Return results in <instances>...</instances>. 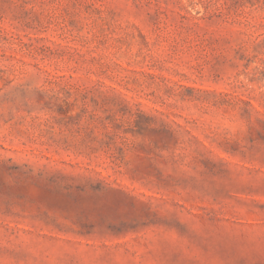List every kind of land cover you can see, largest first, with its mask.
<instances>
[{"label":"rangeland","instance_id":"rangeland-1","mask_svg":"<svg viewBox=\"0 0 264 264\" xmlns=\"http://www.w3.org/2000/svg\"><path fill=\"white\" fill-rule=\"evenodd\" d=\"M0 264H264V0H0Z\"/></svg>","mask_w":264,"mask_h":264}]
</instances>
